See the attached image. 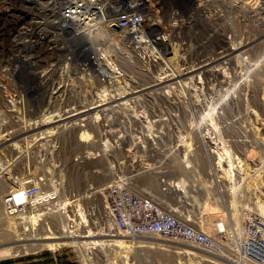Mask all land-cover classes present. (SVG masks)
<instances>
[{"label": "built area", "instance_id": "built-area-1", "mask_svg": "<svg viewBox=\"0 0 264 264\" xmlns=\"http://www.w3.org/2000/svg\"><path fill=\"white\" fill-rule=\"evenodd\" d=\"M246 1L248 0H73L70 6H66L63 12L59 13L57 8L65 6L67 0H0V128L18 129L20 131L16 135H19L26 127L27 110L23 105L25 104V95L22 92L23 81L33 76L34 66L37 63H40L42 70L46 69L47 72L53 66L57 67V73L52 78L54 84L51 95L57 98L56 102H59V106L53 110L48 107L44 111L56 113L53 115L52 124H48L52 127L60 124V122L55 123L59 119L62 120L61 122L65 121L64 127H72L74 126L71 123L73 114L90 109H95L94 115L98 116V120H106L107 112L104 109L115 108L111 104L107 106L111 102V96L119 100L117 104L124 106L130 104L132 111L137 113L140 119H145L146 128L154 124V122H148L153 120L152 113L166 111L164 108H156L154 104L166 105L170 97L188 98L194 111L202 114V117L203 114H209L208 112L218 114L216 113L218 108L222 111L226 110L227 105L232 102V89L229 90V84L237 72L235 67H239L238 72L252 80L255 75L252 73L253 70L258 69L256 67L258 60L264 63V0H250L253 8L261 15L255 21L245 17L244 11L238 10V6H245ZM106 2L119 6L115 22L103 7V3ZM133 3L136 4V9L132 6ZM226 5L231 8H227ZM97 14L98 17L95 16ZM73 15L81 16L83 21L92 22L94 18H97V22L110 30H113L116 24L119 29L129 32L128 41L137 42L136 48L142 51L153 45L154 31L159 32L158 39L166 47V57L159 58L157 55V58L160 63L167 62L169 59V65H153L148 61L151 56L150 51L146 50L142 54L144 60L139 58L142 65L138 69L129 71L126 67L127 71L123 69L110 72L114 76L120 74L123 78L120 79V83H117V78L111 81L113 85H108L105 83L104 75H98V84L89 90V98L84 101L87 92L85 90L80 92L79 87L85 89L91 85L89 80L95 74L94 70L86 68L85 72L77 76H84L85 82H78L77 77L67 70L70 65L68 57H59L58 51L47 42L51 27L68 40L70 20L73 19ZM145 41H150V44H145ZM157 44L161 45L158 42ZM240 47L243 49L236 50ZM215 68L223 80H228L227 85L221 84L223 93L220 92V94L215 91L217 85ZM249 68H251L250 71ZM127 76L130 77L131 82V89L128 90L124 89ZM72 84L77 86L72 88ZM74 92L81 95L82 99L72 103L69 97ZM160 97L165 99V103L157 101ZM181 107L187 109L189 105L181 103ZM72 110L75 112L73 113ZM127 118L126 115L123 126L112 129H109L110 123L105 121L106 128L103 131L98 121H92L97 124L90 122L89 126L86 123L82 124V127H89V130L92 124L98 125L99 141L102 143L108 141L114 145L115 151L107 156L108 169L113 178L103 183L106 185L100 192L81 195L87 223L100 227L108 225L114 235L121 237L158 236L169 242H187L201 247L205 244L214 248L215 244L210 241V236L202 230L200 224L179 209L180 206L189 208L188 206H195V203L197 205L202 203L200 197L202 192L195 188V184L192 189L196 191L197 199L193 203L190 197L188 200L181 199L186 205L177 199L179 205L173 204L171 208H168L162 202V198L176 199L174 195L168 197V193L171 190L169 187L173 184L178 185L179 181L171 180L167 168L161 166L150 173L159 183V189L155 191L139 185L137 175L132 171L124 172L121 169L122 161L119 159L121 154L118 153L121 141L128 144H143L145 135H148V133L137 134L135 132L137 128L143 127L135 125L133 120ZM166 124L181 130L178 121L173 120ZM121 129L131 130L124 132L123 136L114 132ZM213 130L217 134L216 130ZM131 131L134 133L132 134ZM183 134L179 133V140L182 139ZM6 135L10 137L15 135V132L10 131L4 134ZM92 155L96 156L93 158L96 160L99 153H92ZM213 159L210 161L211 170L214 169L226 175L230 173V165L227 161H221L217 155ZM186 160V157H179V165L190 173L193 167H190ZM196 171L198 169H194L191 173ZM181 176H183L181 182L184 177L191 182L189 177L191 175L184 176L181 173L178 177ZM210 179L212 183H209V187L212 189L216 185V178L212 172L206 181ZM226 181L231 183L228 178ZM33 184H29V193L26 197H24V190H21L23 200L20 204L34 203L29 201L28 196L36 194L40 186ZM92 188L95 187L92 186ZM211 191L219 200L220 193L216 189ZM42 205L44 206V203ZM40 209L39 206L31 209L29 215H37ZM25 221L32 223L29 220ZM42 221L43 218L37 222V226L42 227L41 233H51V229L48 226L45 227ZM22 226L26 230L23 224ZM262 228L263 226L259 227L260 233ZM62 231L68 234L64 228ZM69 233L72 232L69 231ZM258 236L259 234L256 240L264 244V238L261 235ZM78 262L82 264L79 260Z\"/></svg>", "mask_w": 264, "mask_h": 264}, {"label": "rangeland", "instance_id": "rangeland-1", "mask_svg": "<svg viewBox=\"0 0 264 264\" xmlns=\"http://www.w3.org/2000/svg\"><path fill=\"white\" fill-rule=\"evenodd\" d=\"M255 49L257 50V48ZM263 64V62L258 64L256 66L258 71L253 70L252 72L255 75L247 87V101L241 103L239 100L243 98L236 97L238 101H236L237 104L234 105L232 112L233 127L227 134L223 132L225 142L222 146L218 147L217 144H212L211 139L203 144V140L201 142L198 139L197 130L199 131V129L196 130L193 127V114L174 109V105H168L166 111L153 113L154 121L159 118V120L168 119L180 123L181 130L171 128L164 123L161 125H165V128L162 129L166 136L164 138H170L174 143L168 141L164 144L153 143L141 146L128 144L123 146V153L128 150L132 151V158L136 161L137 166L135 175H137L139 185L145 189L151 191L159 189L158 182L150 173L161 166L168 169L171 179L179 181L183 177H178L181 173L184 176L191 175L189 177L192 183L186 177L183 178L186 183L182 182L188 190L190 189V196H187L186 200L192 197L191 203H193L197 199L196 191L192 189L195 184V188L202 192L200 195L202 203L199 205L195 203V206H188L189 208L183 206V210L187 216L200 224L203 231L216 244L218 250H209L191 243L167 242L158 236L146 239L121 237L118 242L119 247L114 248L115 252L111 251L109 247L104 248L96 244L92 248H88L87 252L82 248L65 246L59 251L44 249L35 253L24 252L14 257H3L0 258V264H78V260L82 264H264V253L259 258L245 253L246 247L257 251L261 245L264 246L261 242L249 240L256 239L258 234L264 238ZM238 68L235 67V71H238ZM234 77H238V74L235 73ZM238 87L240 86L238 85L235 89ZM33 97L29 100V110L25 115L26 127L21 130L19 135H16L20 131L18 129L0 128V171L8 172V174L0 176V233H4L3 236L6 237L9 235L6 226L8 216L4 211L3 196L10 191L17 192L24 179L35 180L33 183L36 184L43 181L46 183L45 189H53L56 185L59 187L61 195L65 196L87 193L86 190L89 189L90 184L111 180L107 157L96 160L83 158L82 154L91 150V147L80 143L79 129H55L56 134L51 135L45 133L47 129L52 128L51 125L37 127L32 123L41 118L45 113L43 109L48 105L44 95L34 94ZM209 115L211 114L209 113ZM241 116L245 118L242 119ZM201 119L203 118L201 117ZM156 123L151 127L155 133L160 129ZM212 124H214L213 120ZM218 130H220L219 127ZM10 131L15 132V135L2 142L5 140L4 137H7L4 134ZM202 131L210 132V135L214 133L211 127L203 128ZM135 132L139 135L150 133L144 128H137ZM180 132L184 133L181 140H179ZM32 134L41 138L35 141L27 137ZM208 145L212 146L213 151L216 150L215 155L218 157L219 152L229 150V161L232 160L230 173L227 175L218 173L216 185L212 189L209 187V183H212L211 179L206 181L208 175L213 172L209 168L210 165L206 157L205 147L207 148ZM188 152L189 156L186 157ZM118 153L122 152L118 151ZM179 157H186L188 161L191 159L190 162H186L191 164L190 167H193L190 173L179 165ZM223 157L229 163L228 156L223 154ZM205 161L206 163H204ZM96 169H100L102 172L96 175L94 174ZM194 169H198V171L191 173ZM220 178L221 182L217 183ZM227 178L231 183L226 181ZM219 185L222 186V189L219 188ZM215 189L220 193L219 200L211 191ZM184 205H186L185 202ZM61 219L66 225L65 218ZM251 223L259 227L263 226L261 233L260 229L257 231L250 227L253 231H250L251 235H247L246 225ZM59 224L62 223L59 222ZM89 225L93 226V224ZM105 227V233L109 232L110 235L108 226ZM50 229L52 231V228ZM97 233L100 235L99 231ZM39 234L45 236L41 231Z\"/></svg>", "mask_w": 264, "mask_h": 264}, {"label": "bare ground", "instance_id": "bare-ground-1", "mask_svg": "<svg viewBox=\"0 0 264 264\" xmlns=\"http://www.w3.org/2000/svg\"><path fill=\"white\" fill-rule=\"evenodd\" d=\"M72 2L73 0H67V2L65 3V6L58 7L57 11L59 13L63 12L64 8H66V6H70ZM132 6L134 7V9L137 8L135 3H133ZM103 7L105 8L106 11L110 13L112 21L115 22L116 15L119 11V6L106 2V3H103ZM226 7L231 8V6H228V5H226ZM234 7L237 8V6H234ZM253 7H254L253 4L250 3V0H248L246 1L245 6L244 5L238 6V10L244 11L245 17L255 21L257 20V17L261 15ZM95 16L98 17V14ZM82 19L83 18L81 16L73 15V19L70 20L71 21L70 22L71 24L70 25V37L68 38V40L65 38L64 35H62L60 32L56 31L55 29H53V27H51V29L48 32L49 36H48L47 42L51 46H53V49L58 51L57 55L59 57L61 58L64 56L68 57L70 61V65L67 68V70H69L73 74L74 77H77L79 74H82L83 72H85L86 68H92L94 70L95 74L92 76V79L89 80L91 85L85 89L79 87L80 92L84 90L87 92L85 94L87 96L84 97L85 98L84 101H86L89 98V94H88L89 90L90 89L92 90L94 88L93 86L98 84V75L99 76L104 75L105 83H107L108 85H113L111 81L117 78H118L117 83L118 82L120 83V79H123L120 76V74H118V76L117 75L114 76L110 72H113L116 70H123V69L124 71H127V68L129 69V71L131 69H134V70L138 69V67L142 65V62L140 61V59H143L142 54L143 52H146V50L150 51L151 56L149 57L148 61L151 62L153 65L155 66L169 65V59L167 62L160 63L157 58V55L159 56V58L166 57V47H164V43L160 39H158V37H160L159 32L157 33L156 31H154L153 36H152L154 38L153 45L149 49H144V51H142L141 49L136 48L137 42L132 41V40L128 41L129 32L127 30L119 29L116 26V24H114L113 30H110L105 25L101 24L100 22H97V18H94L92 22L83 21ZM156 41L160 43L161 45H158ZM144 43L149 45L150 41H145ZM242 49L243 47H240L236 50H242ZM260 63L261 62L258 60V64ZM215 70H216L215 80L217 82L215 91L217 94H220L221 89H222L221 84L227 85L228 80H223L220 77L219 71H217L216 68ZM248 70L250 71L251 68H249ZM41 73H42V76H41ZM56 73H57L56 66H53L51 70L48 72L46 69L42 70V65L40 63H37L34 66L33 76L29 80L23 81L24 87L22 88V92L25 95L24 97L25 104L23 105L26 107L27 111L29 110L28 109L29 100L30 98H34L33 97L34 94L36 95L42 94L47 98L48 105L43 109V112L46 111L48 107L52 109L56 107L58 108L57 104H59V102H56L57 98L55 99L51 95L52 87L54 84V81L52 78H53V75H55ZM235 73L238 74V77H234V79H232V81L229 84V90L232 89L231 91L232 92V95H231L232 102L227 105V109L224 111H222L221 108H218L216 110V113L218 114L216 115L208 112L211 115L203 114V117H202V114H199L194 111L193 106L187 100L188 98H185V97H170L167 103L164 102L165 99L163 97H160V98H157V101L161 103H165L166 105H158V104H154V105L156 108H164L165 110L167 109L168 105H174L175 106L174 109L180 110L184 113L193 114L192 124L196 130L199 129V131L197 130L198 139L201 140V142L203 140V144L207 141L209 142V140L211 139L210 142L212 144H217V146L219 145L222 146V144L225 142L224 137H223V132L227 134L230 128L233 127L232 112H233L234 105L237 104L236 101H238L236 97L239 96L240 98H243V99H240L239 102L244 103V101H247V96H248L247 87L250 82L249 78L244 76L243 73H239L238 71ZM76 80L80 83L85 82L84 76L77 77ZM126 80L127 81L125 83L124 89L126 88L127 90L131 89V82L129 81L130 77L127 76ZM238 85L240 87H238V89H235ZM75 86L77 85L75 84L71 85L72 88ZM243 90L244 92L242 93ZM239 93H242V94H239ZM80 99H82V96L76 94L75 92L69 97V100L72 101V103L73 101L80 100ZM53 100H54V103H53ZM117 101L119 100L115 96H111V102H109L107 106L111 104L116 109L115 108L104 109V111L107 112L106 120H98V116L94 115V112H96L95 109H90L86 112H80L77 114H73V121L71 123H73L74 126L64 127L65 121L61 122L62 120L59 119L58 121H55V123L60 122V124H57L53 126L52 128L50 127V129H47L45 133H48V134L50 133L52 135V134H56L55 129H65V128L79 129L80 143L91 147V150H88L89 153H87L88 151H86L84 154H82V156H84L83 158L93 159L96 156H93L92 153H96V154L99 153L98 159H102L104 157H107L109 153H115V151L113 149L114 145L108 143V141L106 143H102L99 141V134H100L99 127L103 131L106 128L104 126L105 121L110 123L109 129H112L114 127H121L125 124L126 115H127L128 116L127 119L133 120V123L135 125H138L139 127L141 125V127H143L144 129L148 130V132H150L148 133V135L150 136L145 135V140H143L144 142L143 144H153V143H150L153 141L157 144H164V143H167L168 141L174 143V141L171 140L170 138H164L166 136L162 131V129L165 128L166 123L171 122L170 120L168 119L159 120L158 118L157 121H154L153 119L154 114L152 113L151 115H152L153 120L152 121L148 120V122H154V123L157 122L156 124L158 125V127L160 126V129L158 131L156 130L157 128L155 129L157 131V133H155L153 132L151 127L148 126L146 128V126L144 125L145 119L144 118L140 119L137 116V113H134L132 111V109L130 108V104L124 106L122 104H117ZM137 101H141V99H137ZM181 103H186L189 105V107L187 109H183L181 107ZM72 112L74 113L75 111L72 110ZM54 114L56 113H51V111H47L41 116V118L37 120H35L36 118L34 117L35 121H33L32 123H36L37 127H43L44 125L52 124L51 121H52ZM194 114H195V119H194ZM201 117L203 119H201ZM241 118L244 119L245 117L241 116ZM212 120L214 121V124H212ZM92 121H98L97 123H99V127L98 125H95V124H92L91 130H89V127L88 128L82 127L83 123H86L89 126L90 122ZM92 123H96V122H92ZM163 123L165 125L161 126L163 125ZM215 124L218 126L216 127ZM149 125L151 126V124ZM207 127H211L212 129H215L217 134H215L214 130H213L214 133H212L211 135L209 134L210 132H206V133L203 132L202 129L207 128ZM218 127L220 128V130H218ZM129 130L131 129H126L124 131L121 129V131H114V132H118L120 133L119 136H123L125 135L124 132L126 131L128 132ZM131 133L133 134L134 132L131 131ZM34 134L29 135L27 137L35 141L41 138L39 136H35ZM214 134H215V137H214ZM12 137L13 136H10L8 137V139H5L2 142H5L11 139ZM27 137H24V138L26 139ZM91 139H94V141L91 142L90 141ZM125 145H128V143H124V141H121L120 146H119L120 147L119 151L122 152L121 155H119V159L122 161L121 169L124 172L132 171L133 174H135L137 173L136 161L132 158V155H133L131 154L132 151L128 150L125 153H123V149H124L123 146ZM137 145L141 146L142 144H137ZM211 148L212 146L210 147V145H208L207 148L205 147V151L207 154L206 157L208 158L209 165H210V161L214 160L213 158L215 157V151H216V150L213 151ZM222 153L224 154V156L225 155L228 156L227 160L229 161V157H230L229 150H226L225 152H222ZM222 153L219 152L218 154L219 158H221V161H225L224 159L225 157H223ZM188 156H189V152L186 157ZM79 158H81V156H79ZM187 161L188 159L186 160V162ZM221 161H220V164H221ZM231 161H229V165H231ZM189 166H191L190 163H189ZM212 170H213L212 174L215 175V178L218 173H222L214 169ZM95 171L96 172L94 171L93 172L96 175L102 172L100 169H96ZM108 172H109V169H108ZM3 174H8V172L5 173V171H0V176ZM171 180L177 182L176 179H171ZM33 181L35 180L24 179L17 192L10 191L4 194L3 196V207H4V211L6 215L8 216L7 217L8 221H6V226H7V230L9 233L8 232L6 233H8L9 235L8 237H6V236H3L4 233H0V258L9 257V256L11 257L18 256V255L23 254L24 252L35 253V252H38L44 249L56 251V250H60L62 247H65V246L82 248L83 251L85 250L87 252V249L92 248L93 245L95 244L100 245L101 247H104V248L109 247L111 251L115 252L114 248L119 247L118 242L120 241L121 236L114 235V233L112 232V230H110V228H108L109 229L108 231H110V235L108 234L109 232L105 233L106 225L100 227V226H95V225L91 226L89 225L91 223H87V219H86L83 205L81 202V195L85 194L84 192L82 194H79V193L71 194V196L61 195L59 187L55 185L53 189L51 188L45 189L46 183L42 181L40 184L34 183L36 186H40L39 191L34 195L28 196L29 201L34 202V203H31L29 205L20 204V201L23 200V198L21 197V193H20L21 190H24L25 192L24 197H26L29 193L28 192V187L30 186L29 184L33 183ZM182 182L186 183V181L184 180ZM182 182L180 179L178 185L173 184V186L169 187L171 188V190L168 193V197L170 195H174L176 199L169 198V200H167V199L162 198V202L168 208H171L173 204L178 206L179 202L177 201V199L180 201V203L184 204V200H186V197L190 196L189 195L190 189L188 190L187 186L185 187V184ZM219 182H221V178L217 181V183ZM105 185L106 184H103V182L92 183L89 185V189L86 190V192L88 194L95 193L96 191L100 192ZM92 186H94L95 188H92ZM219 188L222 189V186L219 185ZM181 199H184V200H181ZM43 203H44V206L42 205ZM37 206L41 208L38 211V214L34 216L29 215L30 210L36 208ZM63 208H67V209H63ZM179 209L182 212H184L183 206H180ZM207 210L208 209L206 207V211ZM67 216H68V219H67ZM54 217H56V219H54ZM63 217L65 218L64 220H66L65 222L66 225L63 224V221L61 219ZM42 218H43L42 224L45 227L48 226L49 228H52V232L49 233V235L48 233L44 234L47 236H42L39 234V231H41L42 227L40 225L37 226V222L39 219H42ZM25 220H29V222H32V223H27ZM59 222L62 224H59ZM22 224L26 227V230L23 228ZM250 227L253 228L254 230H257V231L259 230L258 225L254 223L247 224L246 229L248 230V233L252 231ZM63 228L67 230L68 232L67 235L63 233L62 231ZM96 228L98 230H95ZM69 231L72 233H69ZM97 231L100 232V235L99 233H97ZM148 237L154 238L153 236H146V235H138V236H132V237H125V238L146 239ZM209 239L213 244H215L211 240L210 237ZM252 239L253 241L258 242L254 238H251L249 240L251 241ZM182 243H185V242H182ZM202 247L209 249V250H218V247L216 246V244L214 248L211 245L209 246L205 244H203ZM245 253L253 257L259 258L264 253V246L261 245V248L257 251L251 249V247H246Z\"/></svg>", "mask_w": 264, "mask_h": 264}]
</instances>
